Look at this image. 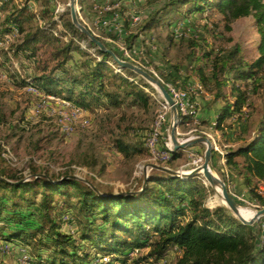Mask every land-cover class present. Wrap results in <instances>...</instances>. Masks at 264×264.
<instances>
[{"label":"trees","instance_id":"1","mask_svg":"<svg viewBox=\"0 0 264 264\" xmlns=\"http://www.w3.org/2000/svg\"><path fill=\"white\" fill-rule=\"evenodd\" d=\"M35 2L40 3L38 10L32 9ZM207 10L218 11L227 22L251 16L259 38L258 57L250 63L236 45L200 58L186 56V68L211 94L208 104L220 103L214 129L222 131L232 126L227 122L234 114L239 115L236 121L242 120L248 87L256 91L264 76V0H165L125 40L131 50L139 36ZM95 38L126 61L105 40ZM181 66L173 67L176 76ZM0 71L18 88L34 87L89 113L146 109L155 92L99 51L72 25L67 9L55 15L49 0H0ZM176 76L171 73L165 81L176 83ZM190 98L195 102L194 95ZM4 120L0 110V125ZM143 137L116 138L114 147L125 159L143 156L148 152ZM167 155L164 163L169 165L181 158L182 150L168 149ZM224 159L250 199L264 208V196L256 187L264 183V111L250 140L227 150ZM205 199L197 175L182 179L154 169L144 186L123 195L100 192L71 174L53 177L31 167L24 179L0 171V240L24 248L29 264H156L171 251H176L171 264H264L259 223L242 224L224 206L207 208ZM133 250L139 253L131 259Z\"/></svg>","mask_w":264,"mask_h":264},{"label":"rangeland","instance_id":"2","mask_svg":"<svg viewBox=\"0 0 264 264\" xmlns=\"http://www.w3.org/2000/svg\"><path fill=\"white\" fill-rule=\"evenodd\" d=\"M49 1L55 15L68 10V0ZM164 1L84 0L81 4L76 0V11L79 22L94 36L114 47L126 62L150 73L167 92L170 88L178 90V95H183L186 102L191 101V95L195 97L197 94L203 101H210L211 94L201 87L196 74L186 68L187 54L193 53L194 58H200L210 50H229L236 45L246 62L254 61L258 57L259 38L253 18L249 16L227 22L218 11L207 10L201 15H192L188 20H178L170 28L162 25L149 34L139 36L133 48L128 50L125 40L128 34L136 33L139 21ZM39 5V2L33 3L32 9L38 10ZM133 17L138 18L133 20ZM131 21L133 25H130ZM192 41L195 42L194 45ZM175 65H182L177 76L173 72ZM171 73L178 78L176 83L170 79L165 81V77ZM262 77L256 91L253 92L248 87L249 95L242 109V120L236 121L239 115L234 114L227 122L232 123L233 128L235 125L247 126V133L243 138L236 128L232 132L234 142L240 141L234 148L250 140L253 118L258 119L264 111V76ZM153 89L155 92L150 93L151 104L146 109L122 107L98 109L91 113L80 110L77 114L75 110L78 108L69 102L45 96L34 87L18 88L0 71V110L5 119L0 125V171L6 176H24V179L29 178L31 167L53 177L71 174L100 192L118 194L139 190L144 177L153 170L151 165L180 172L199 167L203 163V144L182 150L181 158L169 165L164 163L167 161L164 156L168 160L170 158L167 150L171 149V145L163 144L169 142L171 114L157 89ZM225 92L228 95L229 88ZM191 102L196 109L187 116L191 118L189 121L185 123L183 120L182 125L177 127L176 137L183 141L204 136L215 143L219 156L214 153L213 172L223 181L240 210H243L241 216L251 217L252 211L261 207L250 199L241 180L225 165V153L234 149L225 146L221 136L227 133L228 127L223 128L221 135L217 133L220 137H216L212 131L202 129L196 116L199 104ZM213 105L219 107L220 103ZM160 119L164 120L161 134H157L156 143H150L148 137H151L152 131H157ZM122 136L126 140L144 136L148 152L143 156L135 155L125 159L114 147L115 139ZM159 149L164 156H159ZM199 159L201 160L198 161ZM197 176L206 189L204 205L209 209L223 206L216 198L215 192L219 191L210 188L202 175ZM256 187L264 196V183H258ZM254 223H259L264 232V221L256 220ZM70 229L73 231L70 226H64L65 231ZM138 253L133 250L129 256L132 259ZM175 255L176 251H171L156 264H171ZM0 264H29L28 254L24 248L0 240ZM126 264L133 263L129 260Z\"/></svg>","mask_w":264,"mask_h":264},{"label":"water","instance_id":"3","mask_svg":"<svg viewBox=\"0 0 264 264\" xmlns=\"http://www.w3.org/2000/svg\"><path fill=\"white\" fill-rule=\"evenodd\" d=\"M67 7L72 25L76 29H78L82 34H84L86 38L92 44H94L99 51L108 53L111 56L113 62L120 69H127L133 72L135 75L142 78L150 86L157 89L163 101L169 107L171 114V121L168 129V140L171 144V151L185 150L196 144L205 145L203 163L199 167H196L190 171L187 172L172 171L170 169L155 165H151V167L153 169L169 174L173 177H179L182 179L200 174L202 175L205 182L210 186V188L214 190L215 188H218L220 190V193L215 192L217 200L220 201L221 204L225 208H227L233 214V216L236 219H238L242 224L251 225L260 218L264 219V208L253 210V215L249 218H244L243 216H241V214L239 213V206L233 201V199L229 195L223 181L213 172L211 142L207 137L200 136L194 138H187L183 141L179 140L176 137V129L177 127L182 125V121L185 120L186 117L179 113L178 108L174 104L171 96L169 95L167 90L163 87V85L155 77H153L148 72L141 69L140 67L132 63L118 59L110 49L106 48L99 40H97L95 36L92 33H90L89 30L79 22L76 11V0H68ZM72 177L76 178L75 176ZM145 181H146V177H144L143 179V183H142L143 186L145 185ZM123 194H132V192L118 193L113 195H123Z\"/></svg>","mask_w":264,"mask_h":264},{"label":"crops","instance_id":"4","mask_svg":"<svg viewBox=\"0 0 264 264\" xmlns=\"http://www.w3.org/2000/svg\"><path fill=\"white\" fill-rule=\"evenodd\" d=\"M203 98L200 97L198 94L195 96V103L199 104V109L197 110V114L196 116L198 117V119L200 121H203L204 124L201 125L202 129L204 130H209L212 131V133L214 132V134L216 135V137H220L221 135V131H215L214 129V121H215V116H216V109L218 108V106L215 105H210L208 104V101H203ZM205 100V99H204ZM207 100V99H206ZM256 120L255 118H253V128L250 132V134H252L253 129L255 127L256 124ZM233 124L230 128H228L229 130L227 131V133H223L221 136L223 138V141L225 142V146L229 147V148H234L235 146H237V144H239L238 142H234V139L232 137V132L235 130L238 132V134H241L240 137H244L245 134L247 133V126L246 124L244 125H235V127L233 128ZM179 131V130H178ZM220 135H218V134Z\"/></svg>","mask_w":264,"mask_h":264},{"label":"built area","instance_id":"5","mask_svg":"<svg viewBox=\"0 0 264 264\" xmlns=\"http://www.w3.org/2000/svg\"><path fill=\"white\" fill-rule=\"evenodd\" d=\"M96 7H99V6L96 5ZM105 8L106 7H104V9ZM136 18H138V17H133V20L136 19ZM192 90H194V89H192ZM168 93L171 96L174 104L178 108V111H179V113L181 115H183L184 109H196V108H190V107L187 106L186 101L183 99V95H178V90H172V88H170L168 90ZM75 113L79 114L80 112H79V110H75ZM163 122H164V120L160 119L159 120V127L157 128V131H152L151 137H148V141L150 143H156V137H157V134H161V129H162V126H163ZM163 145H171V144H170V142H165ZM157 146H158V144H157ZM159 156H164V155H162V150H160V149H159ZM164 160H168V158H166L164 156ZM200 160L201 159H199L198 161H200Z\"/></svg>","mask_w":264,"mask_h":264},{"label":"bare ground","instance_id":"6","mask_svg":"<svg viewBox=\"0 0 264 264\" xmlns=\"http://www.w3.org/2000/svg\"><path fill=\"white\" fill-rule=\"evenodd\" d=\"M187 103V106L188 107H190V108H195L194 107V104L191 102V101H187L186 102ZM167 105V104H166ZM79 110V112H80V109H78ZM192 111H193V109H184V111H183V116H185L186 117V119H185V121L187 120V116H189L191 113H192ZM211 148H212V150H214L215 152H217V149L215 148V143L214 142H212L211 141ZM171 150V149H170ZM220 156H222L221 154H220ZM215 189H217L218 191H219V193H220V190L218 189V188H215ZM243 210H240V208H239V213L241 214V212H242ZM251 214V213H250ZM252 215H253V211H252Z\"/></svg>","mask_w":264,"mask_h":264}]
</instances>
